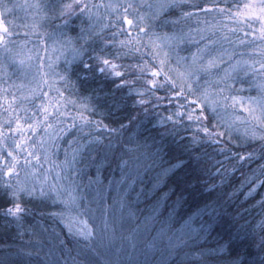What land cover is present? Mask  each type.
Here are the masks:
<instances>
[{"label":"trees","instance_id":"obj_1","mask_svg":"<svg viewBox=\"0 0 264 264\" xmlns=\"http://www.w3.org/2000/svg\"><path fill=\"white\" fill-rule=\"evenodd\" d=\"M84 2L89 5V11L80 14L77 9L78 15L64 27H57L62 25V19L58 16L53 19L56 14L45 6L42 21L36 28L12 23V13L3 16L6 26L14 32L10 45L15 49L26 41L25 34L20 32L39 33L34 43H26L23 48L33 51L35 63L43 67L36 82L25 79V82L0 84V123L14 111L27 126V122L43 119L40 104L61 105L60 111L67 113L63 120L51 119L53 128L48 134L42 128L33 137L38 144L41 139L47 142L51 136L53 143L47 146L51 162L42 158L29 169L27 180L29 186L34 184L46 191L59 189L64 193L65 189L75 187L80 199L78 206H73L67 193L60 198L54 192L44 198L24 196L19 202L26 211L16 220L4 215L10 202L0 189V261L3 264H53V261L55 264H231L232 261L264 264V228L261 227L264 186H260L264 180L261 172L264 140L246 138L249 124L234 120V116L242 114L236 106L238 103L264 96V68H261L264 44L253 37V30L259 36L258 22L245 24L242 18L236 22L217 11L225 8L233 14L241 12L247 0H184L179 7L152 9L147 5L164 4L165 0ZM127 2L143 5L140 12L150 17L149 36H159L162 47L153 48L149 37L142 36L144 46L139 51L121 48L119 41L127 39L124 35H116L115 45L106 46L112 34L119 31L109 26L117 23V13L106 5ZM41 4L45 5L46 0H41ZM203 9L211 11L205 13ZM129 18L134 19V15L130 14ZM210 25L222 26L225 31L236 28L237 32L228 33L231 39L228 42L222 39L224 32L205 31ZM120 28L127 30L128 26L121 22ZM137 31L132 30L133 36ZM166 36L183 39L169 43L164 39ZM241 38L248 43L241 45ZM210 40L216 41L210 49V58L223 56V60L217 62L210 75L201 77L194 96L186 94L177 99L172 89L151 90V72L161 68V60H165L163 71L175 77L176 71L183 70L184 58L190 64L192 57L205 49ZM53 41L59 43L57 52L52 50ZM73 47H83L92 56L103 48V54L121 66L119 70L124 76L105 79L84 72L79 61L72 62ZM15 63L18 67L19 63ZM138 65H147L143 74ZM17 69L13 73H19ZM226 73L231 76L228 83L234 82L235 86L223 96L235 97V104L231 99L225 102L214 87ZM10 78L13 77H8V81ZM42 79L48 83H41L36 97L24 102L23 98L31 97ZM157 79L163 82V76ZM43 92L48 95L43 96ZM141 92L145 93L143 97L138 95ZM204 92L208 93L207 99ZM141 98L150 102L141 105L138 103ZM192 99H199L205 105L203 115L208 120L190 121L187 114L177 118L175 124L164 119L177 112L192 113L193 108L196 109L193 115H200V108L188 106V100ZM213 100L219 105V117L233 125L230 135L216 142L201 130L202 127L217 132L225 130L218 126L219 118L212 112ZM38 111L39 115H32ZM81 115L91 126L80 127ZM73 117L77 118V127L62 133V128L73 123ZM104 125L116 131L109 132ZM96 136L101 138V144L83 147ZM14 147L9 141L8 148ZM77 148L81 151L76 161L65 164ZM249 153L253 154L252 159L239 160V156L247 157ZM3 154L7 156V149ZM37 155L44 153L38 151ZM120 157L129 161L123 169L118 167ZM173 165L180 166L173 170L174 174L167 178L160 175ZM6 179L0 177V183ZM12 179L15 182V177ZM20 179H25L23 171ZM252 187L256 191L249 195ZM95 202L101 210L110 205L120 209L124 205L121 208L125 213L124 227L120 228L115 244L109 247H103L97 238L89 242L74 238L69 232L68 224L73 217L88 220L93 226V215L88 214ZM229 241L226 252H216Z\"/></svg>","mask_w":264,"mask_h":264},{"label":"snow or ice","instance_id":"obj_2","mask_svg":"<svg viewBox=\"0 0 264 264\" xmlns=\"http://www.w3.org/2000/svg\"><path fill=\"white\" fill-rule=\"evenodd\" d=\"M184 3V0H165L164 4L160 5H154V4H148L147 8L152 9L154 7H179ZM30 7H43L46 6L49 8L54 14L53 19H55L57 16L62 19V25H58L57 27H64L68 26L73 16H77L76 10H80V14L86 13L89 11V5L84 2V0H71L69 3H65L64 0H46L45 5H40L39 3L35 5H28ZM143 5H137L133 2H127V3H109L106 5L107 8L112 9L114 12L117 13V23L114 25H109L110 27H117L119 28V31L112 34V39L106 42V46H114L115 45V36L116 35H124L127 36V39L120 40L119 46L121 48H128L129 50H136L139 51V47L144 46L141 41L142 36H148L149 37V45H151L153 48H160L163 46L161 38L159 36H149V29L151 27L149 23V14L141 13L140 7ZM95 7V6H94ZM122 9V12H121ZM205 13L211 11V9H203ZM222 14H227L229 17H231L232 20L239 22V19H243L245 24H248L251 22H259L260 23V30H259V36L256 37L255 30H253V37L254 40L258 39L261 44H264V0H258V2H252L244 5L243 11H237L235 14L231 13L229 10L225 8L218 9ZM12 7L8 6L6 3H4V0H0V48H3L5 52H11L12 49L9 48V44L12 43V38L14 36V32L12 29H10L8 26H6V23L3 19L4 13H11ZM134 15V19H130L129 15ZM186 15H192L191 13H188ZM45 18H47V13H45ZM154 19L155 17H151ZM126 24L128 26L127 30H124L123 28H120V23ZM33 28L38 27V25H32ZM133 29H138L135 36L132 34ZM205 31H212L213 34H216L218 32H224V35L222 37L223 40L231 42L229 32L233 35L236 34L237 29L236 28H230L227 31L224 30V27L219 25H210L208 28L205 29ZM27 35V33L25 34ZM47 35V33L45 34ZM248 33H244V37H247ZM165 40L169 41L171 43L172 41H180L183 39V37L180 36H172V37H165ZM216 43V41H211L208 45H205V49L198 52L196 55L192 57V62L189 64L186 62L183 67L182 71H176V76L169 74L168 72L163 71V66L165 64V60H161V68L154 70L151 72V76L153 77L152 80L149 81V84L151 86L152 91L160 90V89H172L175 94V98L179 99L180 97H186L187 95L194 96L196 91L198 89L195 88V85L200 81L201 77L203 75H210L212 71L217 67V62L223 60V56H218L215 59L210 58L211 57V51L210 49L212 46ZM239 43L241 45H246L248 41L244 38H241L239 40ZM25 44H21L20 47H25ZM104 49L102 48L100 50V53L92 56L88 55L86 50L83 47L72 48V62L79 61L80 64L83 65V71L86 73H92V74H99L100 76L104 77L105 79L109 77H119L122 78L124 76V73L120 71V65L115 63L113 60L108 59L104 54ZM261 55H264V52H261ZM87 56V60L84 59V57ZM167 57V53L165 54ZM32 57H29V60ZM95 61V63H91L90 61ZM205 60L207 62L205 63ZM25 63L24 60H20V64L23 65ZM239 66V62H237V67ZM141 74H143L146 69L147 65L144 67H140ZM261 67L264 68V63L261 64ZM47 75V73H45ZM163 76V82H160L159 77ZM64 79L65 77H61ZM231 79V76L229 74H225L223 78L216 81L214 83V87L218 88L220 95L222 96L223 100L226 102L227 100L231 99L233 101V104L236 102V98L232 97L230 94L228 96H223V93L228 90L230 91L231 88H234L235 83L233 82L231 85L228 83V81ZM47 84V80H40L37 82L36 88L32 90L31 97H24V102H30L31 99H34L36 97V93L41 91L39 85ZM118 87H120L118 85ZM43 96H47V92L42 93ZM60 95H63L62 93ZM141 97L145 95V93L141 92L138 93ZM204 98H208V93H203ZM157 99H162L160 97H157ZM150 101H146L143 98H141L138 103L141 105H144L146 103H149ZM251 104H255L257 107L256 109H249V111H256L258 110L260 112L259 117H253V120H258V124H254L252 127L251 132L249 133L247 130L245 131V137L246 138H252L255 139L259 137V139L264 140V96H261L256 99L250 100ZM196 105V107L201 109L200 115H193V113L196 111L195 108H193L192 113H185V112H177L174 113L172 116L165 117L164 119L168 121H172L174 124L177 121V118H182L185 114H187L188 120L192 121L195 120L197 122H203L208 120V117L206 115H203V110L205 108V105L200 103L199 99H192L188 100V106ZM62 106L59 104H56L53 106V103H49L47 105L40 104L39 109L42 111L43 119L39 120L37 119L35 122H27V126H25L26 122H22L21 117L17 115L14 111L10 112L8 119L4 120L2 123H0V177H8L6 180H2V183H0V189L3 190L5 196L9 199L10 206L5 208L4 215L12 217L16 220L21 219L26 209L22 206V204L19 202L24 196L28 197H48L55 193V196L57 198H60L62 195L67 193L68 200L73 206H78V201L80 199L76 188L73 187L71 189H65V192L62 193L59 189H50L45 190L44 187L37 188L34 184L32 186H29L27 177L30 174L29 169L34 168L37 164L40 163V160L42 158L49 159V162H51L50 156L47 155V146L49 143L52 142L51 136H49V140L45 142L43 139L37 144L33 137L35 135H38L40 129L45 130V134H48V130L53 128V124L50 122L51 119H59L63 120L64 116L67 114L66 112H61L60 108ZM85 107H87L85 105ZM181 108H184L185 105H180ZM51 109V111H50ZM211 109L214 114H216L219 118V127H223L224 131H213L210 130L208 127H202L203 133L208 136L210 139H212L214 142L218 141L220 137L229 136V129L232 128V124L223 120V117H219V105L218 103L213 100L211 104ZM24 112H27V109H23ZM40 112H35L32 115L37 116ZM81 124L80 127H89L91 126V122L87 121L84 116L78 117ZM77 118L73 117V123L69 124L67 128H62L61 132H66L70 128L77 127L75 120ZM14 125V126H13ZM123 125H121V129H123ZM104 128L109 131H116L114 129L108 128L107 125H104ZM99 131V128H97ZM91 135V134H90ZM19 137V139H17ZM11 141L15 147L13 149L8 148V142ZM198 142V141H197ZM92 144H101V138L99 136H96L92 139H89L88 145H84L83 147H88ZM110 148V145L108 146ZM7 149V156H4V151ZM44 153L43 156L37 155V152ZM81 149L77 148L76 151L73 152L71 160L66 159L65 164H71L76 161L77 155L80 153ZM160 149L157 150V155L160 153ZM253 154L249 153L247 157L245 156H239V160H249L252 159ZM129 161L124 159L123 157L119 158L118 167L121 169L128 166ZM139 166V164L137 165ZM177 167H180L179 165H173L170 169H164L162 173H160L161 176L168 177L170 173H173V170ZM23 171L25 173V179H20V173ZM261 172H264V168L261 169ZM13 177H15V182H13ZM260 186H264V180L260 181ZM155 187H159V185H156ZM256 188L252 187L251 191L249 192V195H251V192H255ZM262 207H264V202L261 204ZM124 205L121 204V208H123ZM129 215H133V213H129ZM209 228L212 227V225L208 226ZM262 228H264V223L261 225ZM69 232L73 235L74 238H82L85 241H92L99 237L101 240L105 239L106 236L110 232H114V228L112 226V222L110 220V217L108 215H104L100 219V225L98 228H94L89 224L88 220L79 219L78 217L71 218L69 224H68ZM229 242H225L224 244L220 245L218 249H216L217 253L220 252H226L229 248ZM202 255V254H201ZM0 264H3L2 261H0ZM53 264H55V261H53ZM231 264H239V261H232Z\"/></svg>","mask_w":264,"mask_h":264},{"label":"rangeland","instance_id":"obj_3","mask_svg":"<svg viewBox=\"0 0 264 264\" xmlns=\"http://www.w3.org/2000/svg\"><path fill=\"white\" fill-rule=\"evenodd\" d=\"M252 2H258V0H247L248 3ZM39 3L41 4V0H10L9 3H7L8 6L12 7V14L14 16L11 18L12 23L20 24L22 23L25 27L31 26V25H38L42 21V17L44 15L45 7H30L28 5H35ZM243 9L241 10V12ZM251 22V21H250ZM259 23V22H258ZM258 27H260V23L258 24ZM260 30V28H258ZM25 36V42L27 44L34 43L35 40H37L38 32L35 30H31L29 32L23 31L20 32V34H26ZM53 47L52 50L59 51V43L56 41H53ZM9 48L12 49L11 52H5L3 48H0V84H11L16 80H19V82L23 81L25 82V79H28L29 81L36 82L38 78H40V68L39 63H35L34 59V53L33 51L27 50L26 48L18 47L15 49L14 47H11L9 44ZM32 57L29 60V57ZM20 60H24L25 63L23 65L20 64ZM19 63V73H13L14 71L18 70L15 62ZM262 68V67H261ZM13 77L11 81H8V77ZM15 76V77H14ZM22 88L25 87V83L21 84ZM29 90V89H28ZM250 100H245L242 103H238L236 106H238L239 110L242 111L241 115L234 116V120L236 122H247L249 124L248 132H251L252 126L254 124H258V120H253V117H259L260 112L258 110L256 111H249V109H256L255 104H251ZM88 215H93V227L98 228L100 225V219L104 215H108L110 217V220L112 222V226L114 228V232H110L108 236L105 237V239L101 240L99 237L97 239L101 243L103 247L110 246L115 244L118 238V233L120 232V228L124 227L125 222V213H123V209H118L116 205H110L109 208L106 210L100 209V204L95 202L92 204V207L90 208V213Z\"/></svg>","mask_w":264,"mask_h":264}]
</instances>
